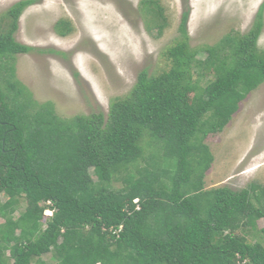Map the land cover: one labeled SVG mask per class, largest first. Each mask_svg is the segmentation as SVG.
<instances>
[{"label": "trees", "instance_id": "trees-1", "mask_svg": "<svg viewBox=\"0 0 264 264\" xmlns=\"http://www.w3.org/2000/svg\"><path fill=\"white\" fill-rule=\"evenodd\" d=\"M33 2L12 4L0 30V264H264V245L237 232L264 216V188L204 184L213 161L206 137L264 82V1L248 32L199 49L182 12L163 52L167 69L141 70L106 114L67 118L12 79L14 56L32 49L14 33ZM141 5L160 33L158 1ZM54 29L65 36L72 25L59 19Z\"/></svg>", "mask_w": 264, "mask_h": 264}, {"label": "rangeland", "instance_id": "rangeland-1", "mask_svg": "<svg viewBox=\"0 0 264 264\" xmlns=\"http://www.w3.org/2000/svg\"><path fill=\"white\" fill-rule=\"evenodd\" d=\"M17 1L0 0V30L7 27L5 12ZM141 1L34 0L21 12L14 33L16 41L32 49L14 56L12 79L38 103L51 101L61 117L106 114L110 99L127 93L141 70L158 73L168 68L163 52L178 35L182 12L188 13L190 45L199 49L229 31L248 32L264 0H156L165 16L160 33L157 25H146ZM59 19L71 22L69 34L55 32ZM257 45L264 51V10ZM205 143L213 155L204 176L207 188L238 190L252 182L264 188V82L239 103L223 130L209 134ZM0 199L3 202L6 196ZM24 207L21 197L14 216ZM237 232L264 245V216ZM43 258L49 261V254Z\"/></svg>", "mask_w": 264, "mask_h": 264}, {"label": "built area", "instance_id": "built-area-1", "mask_svg": "<svg viewBox=\"0 0 264 264\" xmlns=\"http://www.w3.org/2000/svg\"><path fill=\"white\" fill-rule=\"evenodd\" d=\"M133 202L137 203V202H138V199L135 198V199L133 200ZM47 204H50V202H47ZM137 208H138V206H137ZM43 214H44V216H46V217H47V216H50V215L52 214V209H50L49 207L46 208V209L44 210ZM96 264H100V263H96Z\"/></svg>", "mask_w": 264, "mask_h": 264}, {"label": "clouds", "instance_id": "clouds-1", "mask_svg": "<svg viewBox=\"0 0 264 264\" xmlns=\"http://www.w3.org/2000/svg\"><path fill=\"white\" fill-rule=\"evenodd\" d=\"M46 208H48V207H46ZM46 208H45V209H46ZM45 209H44V210H45ZM50 209H51V208H50ZM51 215H52V214H51ZM51 215H50V216H51ZM48 217H49V216H48Z\"/></svg>", "mask_w": 264, "mask_h": 264}]
</instances>
